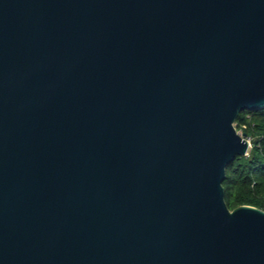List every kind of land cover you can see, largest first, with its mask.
<instances>
[{
  "label": "water",
  "instance_id": "water-1",
  "mask_svg": "<svg viewBox=\"0 0 264 264\" xmlns=\"http://www.w3.org/2000/svg\"><path fill=\"white\" fill-rule=\"evenodd\" d=\"M262 106L264 0H0V264H264Z\"/></svg>",
  "mask_w": 264,
  "mask_h": 264
},
{
  "label": "trees",
  "instance_id": "trees-1",
  "mask_svg": "<svg viewBox=\"0 0 264 264\" xmlns=\"http://www.w3.org/2000/svg\"><path fill=\"white\" fill-rule=\"evenodd\" d=\"M236 126L251 137V146L227 165L226 201L231 208L243 203L264 208V106L243 109Z\"/></svg>",
  "mask_w": 264,
  "mask_h": 264
},
{
  "label": "built area",
  "instance_id": "built-area-1",
  "mask_svg": "<svg viewBox=\"0 0 264 264\" xmlns=\"http://www.w3.org/2000/svg\"><path fill=\"white\" fill-rule=\"evenodd\" d=\"M243 131V130H242ZM248 138H249V140H250V142H251V137L250 136H248Z\"/></svg>",
  "mask_w": 264,
  "mask_h": 264
},
{
  "label": "rangeland",
  "instance_id": "rangeland-1",
  "mask_svg": "<svg viewBox=\"0 0 264 264\" xmlns=\"http://www.w3.org/2000/svg\"><path fill=\"white\" fill-rule=\"evenodd\" d=\"M240 131H242V129H239Z\"/></svg>",
  "mask_w": 264,
  "mask_h": 264
}]
</instances>
